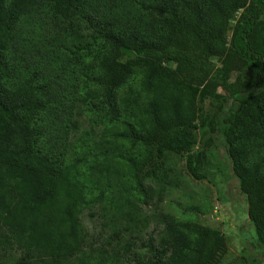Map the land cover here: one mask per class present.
<instances>
[{
	"label": "trees",
	"instance_id": "16d2710c",
	"mask_svg": "<svg viewBox=\"0 0 264 264\" xmlns=\"http://www.w3.org/2000/svg\"><path fill=\"white\" fill-rule=\"evenodd\" d=\"M262 15L264 0H0V252L21 251L23 264L119 261L89 254L80 215L93 179L67 162L84 107L118 125L90 169L138 194L167 152L186 153L203 179L223 142L255 228L246 252L264 255ZM231 49L242 64L214 80ZM167 231L148 264H223L220 230L171 218Z\"/></svg>",
	"mask_w": 264,
	"mask_h": 264
},
{
	"label": "rangeland",
	"instance_id": "374dc122",
	"mask_svg": "<svg viewBox=\"0 0 264 264\" xmlns=\"http://www.w3.org/2000/svg\"><path fill=\"white\" fill-rule=\"evenodd\" d=\"M243 12L242 9L234 15V23ZM263 34L264 15L257 29L258 36ZM215 63L214 80L225 69L236 74L242 64L232 49L215 58ZM212 88L222 91L214 81L210 84ZM231 103L230 99L226 107ZM93 109L81 107L76 114L77 127L71 133L67 158L68 163L77 165L81 174L87 173L86 177L93 179L88 188V204L80 215L92 259L100 258L99 253L103 251L108 257L117 256V264H148L150 241L160 246L168 237L167 225L174 218L178 222H196L220 230L226 239L221 250L223 264H253L257 253L260 254L257 264H264L260 247L254 245L251 254L246 252L248 245L256 243L255 228L248 216L246 195L240 190L239 180L234 178L223 142L219 140L218 146L208 151L203 179L197 180L189 174L186 153L167 152L155 167L147 166L155 168V172L145 181L147 194H138L130 188L132 183L128 179L106 177L90 169V164L103 157L102 151H108L113 131L118 128L105 122L102 111ZM42 119L41 124L49 125L47 119ZM130 202L136 207L130 206ZM24 262L19 250L0 252V264Z\"/></svg>",
	"mask_w": 264,
	"mask_h": 264
},
{
	"label": "water",
	"instance_id": "95a60500",
	"mask_svg": "<svg viewBox=\"0 0 264 264\" xmlns=\"http://www.w3.org/2000/svg\"><path fill=\"white\" fill-rule=\"evenodd\" d=\"M232 168H233V166H232ZM234 178H235L236 180H239L237 176H235Z\"/></svg>",
	"mask_w": 264,
	"mask_h": 264
}]
</instances>
